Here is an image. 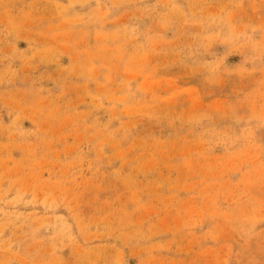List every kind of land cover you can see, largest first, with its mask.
<instances>
[{"label":"rangeland","instance_id":"1","mask_svg":"<svg viewBox=\"0 0 264 264\" xmlns=\"http://www.w3.org/2000/svg\"><path fill=\"white\" fill-rule=\"evenodd\" d=\"M0 264H264V0H0Z\"/></svg>","mask_w":264,"mask_h":264}]
</instances>
